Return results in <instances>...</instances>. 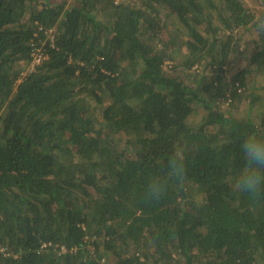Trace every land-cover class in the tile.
Returning a JSON list of instances; mask_svg holds the SVG:
<instances>
[{
  "label": "trees",
  "instance_id": "1",
  "mask_svg": "<svg viewBox=\"0 0 264 264\" xmlns=\"http://www.w3.org/2000/svg\"><path fill=\"white\" fill-rule=\"evenodd\" d=\"M258 20L246 0H0V264H264V202L230 187L264 130ZM180 146L183 187L145 202Z\"/></svg>",
  "mask_w": 264,
  "mask_h": 264
},
{
  "label": "clouds",
  "instance_id": "2",
  "mask_svg": "<svg viewBox=\"0 0 264 264\" xmlns=\"http://www.w3.org/2000/svg\"><path fill=\"white\" fill-rule=\"evenodd\" d=\"M256 31L264 32V18L256 23ZM243 165L232 177L230 187L237 195L246 196L253 205L264 202V130L246 135L240 143ZM187 179V155L182 146L168 155L162 172L151 174L142 190L145 202L163 199L170 187L182 188Z\"/></svg>",
  "mask_w": 264,
  "mask_h": 264
},
{
  "label": "rangeland",
  "instance_id": "3",
  "mask_svg": "<svg viewBox=\"0 0 264 264\" xmlns=\"http://www.w3.org/2000/svg\"><path fill=\"white\" fill-rule=\"evenodd\" d=\"M246 3H247V5L249 7H251L252 9L255 10L256 19L257 18L260 19L261 17L264 18V4H261L259 2L257 3L254 0H246ZM165 20L167 21V23H166L167 25L165 26V36H166L167 39L170 36L172 37V36H176V35H184L186 33V29L179 24V22L177 21L176 16L173 13H171L170 11H169V14H167L165 16ZM240 32H241V30H240ZM250 36H255L253 31L245 30L244 33H243L244 39L247 40ZM242 47H244V46H242ZM233 63H234L233 67L230 68V70H227L229 76H231L236 71L238 66L241 65L242 61H241L240 58H238L237 60L233 61ZM169 65H171V63H169ZM28 66H29V64H27L26 68H24L23 71L27 70ZM257 82H258V84L260 86L259 89L261 90L262 87H263L262 83L264 84V79H261L259 77V78H257ZM221 107L223 109H225V106H221Z\"/></svg>",
  "mask_w": 264,
  "mask_h": 264
},
{
  "label": "built area",
  "instance_id": "4",
  "mask_svg": "<svg viewBox=\"0 0 264 264\" xmlns=\"http://www.w3.org/2000/svg\"><path fill=\"white\" fill-rule=\"evenodd\" d=\"M41 28L42 27H40V29ZM46 32H47V36L50 37L51 40H53V37H54L53 29H49ZM42 44H44V42ZM47 58H48V53L46 52L45 48L43 46H38V45L33 44V47L31 49V60H30L29 66L27 67V70L21 72L20 80L29 71H33L38 65L42 64ZM43 245H46V243H44Z\"/></svg>",
  "mask_w": 264,
  "mask_h": 264
}]
</instances>
